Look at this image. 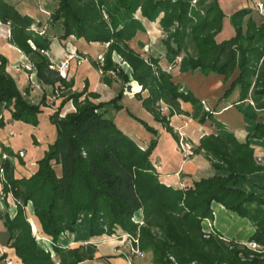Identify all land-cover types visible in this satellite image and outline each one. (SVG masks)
<instances>
[{"label": "trees", "instance_id": "1", "mask_svg": "<svg viewBox=\"0 0 264 264\" xmlns=\"http://www.w3.org/2000/svg\"><path fill=\"white\" fill-rule=\"evenodd\" d=\"M251 10L242 7L233 12L229 18L234 35L217 41L225 13L216 2L203 12L191 0L55 1L48 21L59 23V38L72 34L87 42H107L100 65L104 82L112 80L106 74L108 69H116L123 83L137 80L148 89L147 96L137 94L138 98L158 121H167L157 107L160 99L171 105L169 113L181 111L179 100H183L192 104V115L200 122L212 120L216 130L202 136L199 146L208 154L215 172L184 184L164 181L153 154L159 141L156 129L129 111L156 135L143 148L109 111L123 107L122 88L110 99L97 102L87 94L79 99L86 88L69 90L49 115L56 135L32 172L16 176L11 160L0 159L3 196L11 195L16 205L13 215L3 214L8 246L22 264H77L89 258L83 245L71 247L59 242L62 233L75 230L81 215L87 217L89 235L111 234L119 227L136 236L141 251L151 253L149 264H264L260 251L222 239L215 227L206 233L201 224L205 218L214 220L213 204L220 203L247 217L255 227L247 240L264 247V186L253 190L242 183L264 169L256 162L251 146L252 138L264 137V119L259 118L264 116V19L256 23L251 14L245 19ZM157 17L166 32V51L183 53L185 69L214 72L225 79L237 70L222 96H229L238 86L234 105L245 118L255 120L244 139L237 138L213 111L205 109L191 90L174 82L158 58L145 59L129 45L128 40L145 29V21ZM0 20L9 24V41L28 56L40 82L51 87L73 84L45 53L52 38L45 26L7 0H0ZM33 23L36 25L31 27ZM188 33L194 53L186 44ZM113 51L129 63L130 74L113 60ZM6 63L7 58L0 54V102L11 110L14 119L37 124L40 104L22 95ZM249 93L262 107L261 112L246 100ZM69 99L75 110L60 116L62 105ZM2 151L19 152L3 144ZM28 204L39 222L40 234L51 240L54 255L39 244L28 218ZM137 211L142 213V223L136 220Z\"/></svg>", "mask_w": 264, "mask_h": 264}, {"label": "crops", "instance_id": "2", "mask_svg": "<svg viewBox=\"0 0 264 264\" xmlns=\"http://www.w3.org/2000/svg\"><path fill=\"white\" fill-rule=\"evenodd\" d=\"M9 3L13 4L21 13L28 14L35 19V21L40 22L41 26H45V31L48 32L52 38L50 42L49 48L45 51L50 60L58 66L71 52H78L77 56H82V61L77 62V58L70 60L69 65V78H74V88L81 89L84 84V79L87 78L89 81L88 90H93L99 92V97L95 99V101L107 100L115 94L113 90L115 87L113 82L111 85L103 82L100 77L99 70L92 65L90 59H94L96 56L103 54L106 49V42L101 41H91L87 42L83 37L77 38L74 35H68L66 38H59L57 35L61 32V27L59 23L50 24L49 23V15L50 11L55 5V2H50L47 0H7ZM225 11V15L223 17L222 28L216 34L217 41H220L224 38H229L235 33V29L232 26L229 18V13L234 11L235 9L245 6L247 4L251 5L252 0H220ZM223 2V3H222ZM224 4V5H223ZM33 23L31 27L35 26ZM38 25V26H40ZM9 33L10 26L8 23H4L0 20V54L4 55L7 58L6 70L14 77L17 87L20 90L25 88L33 89L37 84V76L35 71L27 70L24 68L23 64L28 60V56L16 45L9 41ZM164 32L162 27L158 22V18L153 21H145V29L138 30L135 35L129 40L130 45L135 49H145L147 52L152 55L159 57V62L166 66L167 64L173 65V74L174 78L177 79L178 82L182 84V88L187 90H191L194 95L200 99H204L207 103L216 106L214 109V116L220 119L222 122L226 124V126L235 131L245 129L247 127H253L254 123L249 124L245 121L244 115L235 107L234 101L237 96H234V99H230V95L227 97H223L222 93L224 90L225 82L227 80L223 78L222 74H217L214 72H209L208 74L202 73L200 70H190L185 69L184 71H180V68L183 64L184 55L176 54L172 55L166 51L165 45L162 42V36ZM66 71V69H65ZM230 78V77H229ZM234 78V77H233ZM40 82V81H39ZM230 83V82H228ZM43 92L45 94V101H47V95H49V91L51 89L50 85H42ZM113 86V87H112ZM47 87V89H44ZM147 93L143 94L146 95ZM238 95V94H237ZM123 98L125 104L128 102H136V105H140L143 107L141 100H137L134 94L131 92H127L123 94ZM136 100V101H135ZM49 102V101H48ZM123 102V101H122ZM181 103L187 104L192 107V104L189 101H181ZM217 105H214L216 104ZM73 103L71 101L67 102V104L62 109V112L73 109ZM227 105V108L224 106ZM128 109L129 105H125ZM144 111L145 120L148 123H151L153 120V115L147 109L142 108ZM110 113L113 115L117 124L125 130L127 133L135 136H140V145L146 146L148 144V140L151 136L147 132H142L140 129V123H136L131 116L127 113V111L122 107L119 110L110 109ZM115 111V114H114ZM119 113V120L117 114ZM125 113V114H124ZM6 114L5 105L3 102H0V157L2 152V144L7 146L13 152L17 147L18 149H23V146L18 142L12 143L10 138L11 129L7 128V122L2 115ZM252 120V119H251ZM154 121V120H153ZM155 127L158 126L157 122H153ZM53 125V129L50 133H47L46 137H42V144L39 149L37 146L34 147L33 152L29 154L30 160H37L40 157L44 150L46 149L49 142H51L55 137V125ZM249 131V130H248ZM161 130H158L159 138L163 137L164 141L169 140V134L165 132L159 135ZM161 140V139H160ZM162 140V141H163ZM37 141V140H36ZM256 142L258 140L255 139ZM174 142V139L173 141ZM17 144V145H16ZM176 145V143L174 142ZM177 146V145H176ZM258 150L262 155H264V144L259 143L256 145ZM175 152V151H174ZM177 158V154L174 155ZM20 160L24 163L25 159L22 156H19ZM155 163L157 167L161 170V175L164 181L173 183V181L178 184H184L190 179H198L199 177H191L190 175H185L183 172H178L179 169L176 167L170 171H166L163 169L160 162H158L157 157L154 155ZM25 164V163H24ZM179 165V164H178ZM22 168V173L29 174L31 169L29 167V163ZM182 169L184 171L190 170L192 168L188 162L182 161L181 164ZM196 168V166H195ZM195 170V169H194ZM17 171V169H16ZM166 171V172H164ZM2 177L3 174L0 173V264H6L5 258L9 257L12 260V264H22L21 261L17 258L15 254L12 253L11 247L8 246V231L5 228L3 221V214L8 212L10 215H13L16 210V205L11 195H7L6 197L1 194L2 191ZM215 212H214V221L215 227L219 230L225 226V223L229 222L233 218L236 219L234 224L237 226H233L231 230V234H233L236 230L238 235L248 239V237L253 233L255 227L251 223V221L247 217L239 216L236 212L225 208L220 203H214ZM28 218L32 225L33 232L36 231L40 234V225L36 217L32 214L31 205H27ZM204 221L211 222L209 219L205 218L202 221V226L204 225ZM233 224V225H234ZM75 226L74 231H65V233L59 236V242L65 243L68 246H77L83 245L86 252L90 254L89 258H85L79 261L77 264H132L134 258H129V245L124 244L119 238L112 237L108 234H98V235H89L87 224L84 225L81 229ZM221 231V230H220ZM230 231V230H229ZM45 236V235H44ZM44 242L47 246L51 247V240L45 236ZM5 255V256H4Z\"/></svg>", "mask_w": 264, "mask_h": 264}, {"label": "rangeland", "instance_id": "3", "mask_svg": "<svg viewBox=\"0 0 264 264\" xmlns=\"http://www.w3.org/2000/svg\"><path fill=\"white\" fill-rule=\"evenodd\" d=\"M47 1L55 2L56 0H47ZM215 2L222 8L223 12L225 13L220 0H196V2L193 3V5L204 12L210 5H212ZM242 7H250L252 9L251 12L245 16V19L250 14L253 17V19L256 21V23H259L261 20L264 19V16H262L254 8L253 4H251V5L247 4V5L242 6ZM242 7H239L237 9H235L234 11L229 13L228 15L230 16L233 12H235L236 10H238V9H240ZM138 12L139 11H137V14H138ZM157 18H158V22H159V17H157ZM151 21H153V20H151ZM163 32H164V34L162 36L163 37L162 38V42L164 43L163 40L166 37V32L164 30H163ZM129 40H128V43H129ZM185 40H186V44H187L189 52L190 53H194L195 52V46H194V42H193V39H192L190 33L187 34ZM129 45H130V43H129ZM106 47H107V45H106ZM135 50L138 51L145 59H148L149 56H152V55H150L147 52L146 48L144 50L143 49L142 50L141 49H139V50L135 49ZM71 53L73 54L71 59L77 58L76 61L78 63L82 61V59H83L82 56H79V57L77 56L78 52H71ZM100 56L103 59V54H101V55L96 56L94 59H90V62L92 63L93 66H95L99 70L101 80L103 81V78H102L103 70L100 67L101 62L99 61V57ZM154 57H156V56H154ZM112 58L117 63L118 66L122 67L125 72L130 74L131 66L129 65V63L127 61L122 59V57L117 52L113 51ZM156 58H158V60H159V57H156ZM183 60L184 61H183L182 67L180 68V71H184L185 70V68H184L185 58ZM69 65H70V61H69ZM69 65L66 68V71L64 70L65 71V79L67 81L70 80V78H69V70H68L69 69ZM160 65L163 67V69H165V70H167V71L172 73V80L174 82H178L177 79L174 78V74H173V70H172V68H173L172 64H169V65L167 64L166 66H163L160 63ZM196 70H198V69H196ZM106 74L112 78L111 82L107 83V84L111 85L113 82L117 83V84L114 83L115 87L112 86L114 88L113 90L115 91V94L117 93V91L120 88H122L123 94H125L127 92H131V93L134 94V96H135V98H137V100L139 99L138 98L139 96H142V97L147 96L148 89L142 87V85L137 80L130 79L129 81H125L123 83L122 80H121V77L116 73V69H108L106 71ZM236 75H237V70L230 76V78H228V80L227 79H222L223 81L227 80V82H225L226 84L224 86L223 92L230 85L231 81L233 80V77H235ZM72 79H73V84L71 86H69V87H63L62 84H56L53 87H51V89L49 91V96L52 98L51 102H48V100H47V101H45L43 103L42 99H43V96H44V92H43L44 90H43V86L42 85H48V84H44L42 82H39L40 80L38 78L36 79L37 80V84L34 86L33 89H31V88L30 89L25 88L23 90L19 89L21 91L22 95L28 101L40 104V106L42 108V111L38 114V122H37V124H32V123L24 122L22 120L14 119L13 116H12L11 110L8 107L5 106L6 114L2 115V117L3 116H4V118L6 117L5 120L7 122V128H9V129L12 128L11 132H10L11 133L10 138L12 140V143L18 142V145L19 144L21 146L24 145L23 149L22 148L18 149L17 147L14 149L15 152L18 151V150H23L22 158L25 159L24 160L25 164H24L20 160L19 156L16 153H14L13 160H11V162L13 163V166H14V175L17 176V175L24 174V173H22L21 170H22V168L24 169L25 168L24 166H26L28 163H29V167L31 169V172L36 168V165H37L36 161L35 160H30L29 154H31L33 152V149H34L35 146H37V149H39L41 147V144H42L41 143L42 142L41 139H42V137H44V136L46 137L47 133H50L51 130L53 129V125H52L53 123L49 119L50 113H52L58 107V105L60 104L61 98L69 90L76 89V88H74V78H72ZM228 82H230V83H228ZM88 86H89V81H88L87 78H85L82 88H86V93L81 95L79 97V99H83L84 96L87 94L88 97L92 101L96 102L95 99L97 97H99V92H96V91H93V90H88ZM44 89H47V87H45ZM238 89H239L238 86H235V88L229 94L230 95L229 96L230 99H234V96H237ZM91 92H95L97 95L96 96L95 95H91ZM145 93H147V94L143 95ZM115 94H113V96ZM137 94H139V96ZM222 95H223V93H222ZM44 99H46V98L44 97ZM139 100H141V99H139ZM252 100H253L252 106L255 108L256 111L261 112L262 107L257 105L255 99L252 98ZM69 101H71L73 103L72 99L67 100L62 105V107H61V109L59 111V115L60 116H63L68 111L75 110L76 107H75V105L73 103V105H72L73 109H70V110H67L65 112H62V109L64 108V106ZM120 101L123 104V108L127 111L129 116H131V118H133L137 124L138 123L142 124L140 121H138L137 119L134 118V115H137L139 118H142V119L145 120L146 116L144 115V111L142 109V108H145V107L144 106L140 107V105H136V102H134V101L131 102L130 101L129 103L128 102L126 103V104L129 105L128 107H130V109H128L125 106L126 104H125L123 96L120 99ZM181 101L183 102V100H179V106H180V108L182 110L178 111L177 109H173V113H169V111L171 110V105L167 101L160 99L157 102V107H158L159 112L166 116V120L167 121H158L155 118H153V120L158 123V126L155 127V125L152 124L154 122L153 120L149 124L156 129V131H157L156 134L157 135H158V130H161V132H159V135L160 134L162 135L164 132L166 134H169V136H168L169 140L164 141L163 137L159 138V141H158L157 145L153 149V154L157 157L158 162H160V164L162 165L163 169L166 170V171H170V170H172V169L177 167L179 169V171H178L179 173L183 172V173H185V175H190L191 177H202V176L211 175V174H213L215 172V170L213 169V167L211 165V160L208 157V154L206 153V151L203 148H201L199 146V139L202 136H204V135H208V133L210 131L214 132L216 130V127H215V125H214V123L212 122L211 119H206L203 123L200 122L197 118H195L192 115V107L190 108V106H188L187 104L181 103ZM141 103H142V100H141ZM207 104H208V107H209L208 110H211L214 113V109H216V106L213 107L209 103H207ZM214 105H217V103L214 104ZM117 110H119V109H117ZM115 111H116V109H115ZM115 111H114V114H115ZM129 111H131L134 115H131V113ZM117 117H118V120H119V113L117 114ZM153 117H154V115H153ZM259 118L264 119V116H259ZM245 121L248 122L249 124L255 123V120H253V119L251 120V119L245 118ZM166 126H168V127H166ZM140 128H141L140 130L142 132H147V134L148 133L150 134L149 136H151V137L148 140L149 142H150V140L153 137L156 136L153 132H151L150 130L146 129L143 124L141 125ZM170 128L172 130H170ZM248 130L249 131L252 130V127H250V128L247 127L245 129H242V131H240V130H237V131L233 130V131H234V133H235L237 138L244 139V137H245L246 133L248 132ZM55 131H56V129H55ZM55 135H56V132H55ZM133 138L138 142V144L141 141L140 140V136H135ZM173 139H174V142L176 143L177 146L174 144V142H172ZM255 139L258 140V142H256ZM181 140H183V142L186 141L188 144H190V146H191L190 147V151H191L190 154H185V152H184V150H183V148H182V146L180 144ZM259 143H261V144L263 143L264 144V137H254V138H252L251 146L253 147V150H254V158H255V160H256V162L258 164L264 165L258 159V156L262 155L260 153V151L258 150L257 146H256V145H259ZM46 145H48V144L46 143ZM140 146L143 147V148L145 147L144 145H140ZM175 154H177V158L174 156ZM40 157H38V158H40ZM0 159H1V157H0ZM182 161L188 162V164L191 167H193L192 171H190V170L184 171V169H182V167H181ZM195 166H196V168H195ZM16 169H17V171H16ZM166 171H164V172H166ZM249 177H250V179L248 181L244 180L242 182L246 189L260 190L262 188V186H264V169L254 172ZM172 184L177 185L178 183L173 181ZM213 208H214V212H215L214 204H213ZM135 215H136V220L139 221V223H142V220H141L142 213H141V211H137ZM235 220L236 219L233 218L232 220H229L227 225L225 223L226 227L224 228V226H223L222 229H220L221 231L218 228L215 227V221L214 220L211 221L210 223L208 221H204V225L202 226V229H203L204 232L208 233V232L212 231L213 227H215L221 233L222 239H224V240H234V242L237 245L243 246V244H245L247 239H245L244 237H241L240 235H238L239 231L237 232V230L233 234L230 233L231 230H233V228L239 227V226H237V224H234ZM86 224H87V217L86 216L84 217V215H81L79 220H78V222H77V225H78L77 227H79V229H80V226H81V229H82V227L84 225H86ZM201 224H203V223L201 222ZM233 226H236V227H233ZM34 234H35L39 244L42 247L49 249L51 251V254L54 255V251L52 250V248L47 246L46 243L44 242L45 236H42L41 234L37 233L36 231H34ZM104 234H107V233H104ZM108 235H111L112 237H114L112 234H108ZM41 236L44 239L41 238ZM60 243L62 245H64V246H68L65 243H62V242H60ZM125 243L128 244V245L130 244L128 240L124 241V244ZM130 257H132V258L135 257L133 262H132V264H149L151 262V253H150V251L143 252V254L140 255V256H133L132 255Z\"/></svg>", "mask_w": 264, "mask_h": 264}, {"label": "built area", "instance_id": "4", "mask_svg": "<svg viewBox=\"0 0 264 264\" xmlns=\"http://www.w3.org/2000/svg\"><path fill=\"white\" fill-rule=\"evenodd\" d=\"M191 2L192 3H195L196 2V0H191ZM252 4H253V6H254V8L262 15V16H264V0H253V2H252ZM73 56V54L72 53H70V54H67V56H66V58L58 65V66H56L58 69H59V71H60V73H61V75H63V76H65V69L68 67V65H69V61H70V59H71V57ZM99 61L100 62H102V58H101V56L99 57ZM23 66H24V68L25 69H27V70H32L33 69V64H32V62H30L29 60H27L24 64H23ZM47 99H48V101L49 102H51L52 101V98L49 96V95H47ZM246 100L249 102V103H251V104H253V100H252V97H251V94L249 93L248 94V97L246 98ZM201 102H202V104H203V106L205 107V109H209V107H208V104H207V102L204 100V99H202L201 100ZM224 108H227V105L226 106H224ZM180 144H181V146H182V148H183V150H184V152H185V154H190L191 153V151H190V144H188L186 141L185 142H183V140H181L180 141ZM18 155L19 156H22L23 155V150H19V152H18ZM13 156H14V154H11V153H8V152H6V151H2L1 152V158H6V159H9V160H13ZM258 159L260 160V162L262 163V164H264V155H261V156H258ZM0 173L1 174H3V168L0 166ZM1 194H3V192L1 191ZM63 234V233H62ZM115 238H119L122 242H124V241H126V240H128L129 241V258H130V256H140V255H142L143 254V252L141 251V249L139 248V246H138V239H137V237L135 236H132L131 234H129V233H127V232H125V231H123L121 228H119V227H117L116 229H115V231L114 232H112L111 233ZM41 238H43L42 236H41ZM44 239V238H43ZM245 244L246 245H248L250 248H252V249H254V250H257V251H260L261 253H262V257H264V247H259V245L256 243V242H254V241H248V240H246V242H245ZM5 263L6 264H12V260H11V258H9V257H6L5 258Z\"/></svg>", "mask_w": 264, "mask_h": 264}]
</instances>
